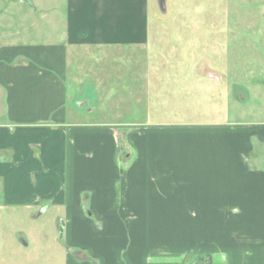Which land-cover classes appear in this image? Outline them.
<instances>
[{
  "label": "crops",
  "instance_id": "crops-1",
  "mask_svg": "<svg viewBox=\"0 0 264 264\" xmlns=\"http://www.w3.org/2000/svg\"><path fill=\"white\" fill-rule=\"evenodd\" d=\"M33 2L35 8L20 6L26 17L17 23L19 29H0V178L5 202L33 206L45 200L62 206L65 237L83 250L71 253L74 264H90L86 249L97 264L114 262L117 252L125 264H146L147 256L155 254L189 252L191 247H146L157 244L147 242L158 234H168L165 223L171 234H178L174 243L200 244L202 254L214 261L264 264V124L178 121L171 115L198 107L185 100L168 103L160 95L148 107L147 100L139 99L145 121L139 126L120 120L81 122L69 81L78 84L84 73L98 85L106 73L99 79L91 72L93 66L87 72L77 70L71 53L144 47L151 0H61L63 14L56 22ZM37 16L49 25L42 34L31 31ZM109 63L96 62L103 68ZM85 101L76 103L82 108L89 105ZM193 191H201L197 204ZM194 211L200 212V221L193 219ZM115 227L122 243L112 238ZM78 257L83 259L78 262Z\"/></svg>",
  "mask_w": 264,
  "mask_h": 264
},
{
  "label": "rangeland",
  "instance_id": "rangeland-1",
  "mask_svg": "<svg viewBox=\"0 0 264 264\" xmlns=\"http://www.w3.org/2000/svg\"><path fill=\"white\" fill-rule=\"evenodd\" d=\"M35 1L39 12L46 9L56 18L54 22L57 15L63 14L61 0ZM21 5L36 6L33 0L31 4L0 0V29L6 25L5 28L12 25L19 29L17 23H24L26 17ZM148 10L144 47L104 49L106 52L90 48L71 53V61L78 63L77 70L87 72L93 66L91 72L97 73L99 79L104 77L101 72L106 73V79L103 83L98 80V85L84 73L80 74L78 84L69 81V90H75L73 107L80 111L81 122L120 120L139 126L145 122L139 99L147 100L144 106L148 107V101L154 104L160 95L168 103L185 100L198 107L187 110L183 106V113L171 115L178 121L225 122L227 126L264 124V0H151ZM33 22L31 31L35 34H42L49 27L40 16ZM102 61L111 63L106 68L97 66L96 62ZM83 98L89 105L81 108L76 101ZM89 107L93 109L90 114L86 112ZM125 110L128 113H122ZM1 183L0 178V264H74L76 261L69 259L71 253L83 250L65 237L62 206L48 205L45 200L33 206L7 204ZM193 192L192 200L197 204L202 200L201 191ZM196 204L190 208L198 210ZM82 206L85 208V202ZM194 214L193 219L200 221V212ZM164 227L168 234H158L147 242L157 244H146L147 248L191 247L190 251L178 256L154 253L147 256L146 264H224L203 255L200 244L174 243L178 234L170 233L169 224ZM114 231L113 240L122 243L120 230L115 227ZM85 255L91 259L88 249ZM121 256L117 252L114 262L104 259L103 264H125L124 259H118Z\"/></svg>",
  "mask_w": 264,
  "mask_h": 264
},
{
  "label": "flooded vegetation",
  "instance_id": "flooded-vegetation-1",
  "mask_svg": "<svg viewBox=\"0 0 264 264\" xmlns=\"http://www.w3.org/2000/svg\"><path fill=\"white\" fill-rule=\"evenodd\" d=\"M89 259H90V258H89ZM77 261H78V262H79V261H81V258H80V257H78V258H77ZM92 261H93V259H90L89 263H90V264H93V262H92ZM95 262H97V261H95ZM96 264H97V263H96Z\"/></svg>",
  "mask_w": 264,
  "mask_h": 264
},
{
  "label": "water",
  "instance_id": "water-1",
  "mask_svg": "<svg viewBox=\"0 0 264 264\" xmlns=\"http://www.w3.org/2000/svg\"><path fill=\"white\" fill-rule=\"evenodd\" d=\"M21 1L28 2L29 4H31L32 2V0H21Z\"/></svg>",
  "mask_w": 264,
  "mask_h": 264
}]
</instances>
